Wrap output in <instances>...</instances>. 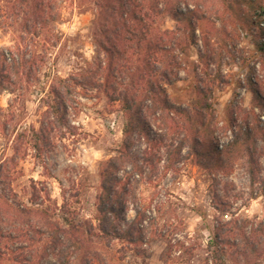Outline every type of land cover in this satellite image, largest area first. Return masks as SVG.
Masks as SVG:
<instances>
[{"label": "clouds", "instance_id": "obj_1", "mask_svg": "<svg viewBox=\"0 0 264 264\" xmlns=\"http://www.w3.org/2000/svg\"><path fill=\"white\" fill-rule=\"evenodd\" d=\"M0 264H264V0H0Z\"/></svg>", "mask_w": 264, "mask_h": 264}]
</instances>
